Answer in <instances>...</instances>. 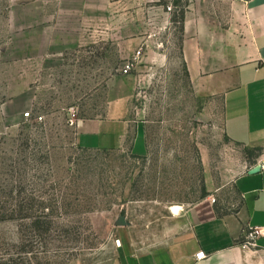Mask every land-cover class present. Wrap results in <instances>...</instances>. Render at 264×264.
Returning <instances> with one entry per match:
<instances>
[{
	"label": "rangeland",
	"instance_id": "374dc122",
	"mask_svg": "<svg viewBox=\"0 0 264 264\" xmlns=\"http://www.w3.org/2000/svg\"><path fill=\"white\" fill-rule=\"evenodd\" d=\"M190 1L168 12L167 0H0V264H112L173 236L161 224L175 208L237 201L227 181L244 152L225 135L221 97L195 87L182 58ZM44 26L46 42L30 36ZM121 89L146 153L78 146V123Z\"/></svg>",
	"mask_w": 264,
	"mask_h": 264
},
{
	"label": "crops",
	"instance_id": "0c3cea01",
	"mask_svg": "<svg viewBox=\"0 0 264 264\" xmlns=\"http://www.w3.org/2000/svg\"><path fill=\"white\" fill-rule=\"evenodd\" d=\"M47 32L44 26L30 36L46 42ZM182 34V58L192 83L205 95L221 97L225 135L244 152L243 170L227 181L237 201L224 210L213 194L178 215L172 212L174 222L160 224L173 236L128 251L112 264H264V235L256 246L244 244L246 232L264 228V170L255 171L264 157V0H191ZM115 92L101 117L78 123L76 144L95 150L129 145L143 155L146 133L132 115V92ZM201 251L207 257L197 260Z\"/></svg>",
	"mask_w": 264,
	"mask_h": 264
},
{
	"label": "built area",
	"instance_id": "2783aa9c",
	"mask_svg": "<svg viewBox=\"0 0 264 264\" xmlns=\"http://www.w3.org/2000/svg\"><path fill=\"white\" fill-rule=\"evenodd\" d=\"M175 2L176 0H167V11L168 12H173L174 9H176L175 6ZM142 52L141 50L137 52V54L135 55V58L133 59V61L128 62L124 69L122 70V72L125 75H129L131 74L132 70L135 68L138 60L141 58ZM25 117L27 119H34L35 121H43V116H38V117H33L31 112H26L25 113ZM72 125L74 126L76 124V119H72L71 120ZM255 168H258L259 170H264V157H261L258 159L257 164L255 166ZM264 235V228H251L248 232L245 233V242L244 244L247 246H256L257 244V239ZM207 257V255L205 254V252L201 251L196 255L197 260H203Z\"/></svg>",
	"mask_w": 264,
	"mask_h": 264
},
{
	"label": "water",
	"instance_id": "95a60500",
	"mask_svg": "<svg viewBox=\"0 0 264 264\" xmlns=\"http://www.w3.org/2000/svg\"><path fill=\"white\" fill-rule=\"evenodd\" d=\"M255 169H256L255 171H258V170H259L258 168H255ZM117 224L120 225V226H122V225H123V226L126 225V224H127V222H126V218L123 217V216L120 217L119 220H118V222H117Z\"/></svg>",
	"mask_w": 264,
	"mask_h": 264
},
{
	"label": "bare ground",
	"instance_id": "6f19581e",
	"mask_svg": "<svg viewBox=\"0 0 264 264\" xmlns=\"http://www.w3.org/2000/svg\"><path fill=\"white\" fill-rule=\"evenodd\" d=\"M173 211H174L173 212L174 214H176V215L179 214V208H175Z\"/></svg>",
	"mask_w": 264,
	"mask_h": 264
},
{
	"label": "trees",
	"instance_id": "16d2710c",
	"mask_svg": "<svg viewBox=\"0 0 264 264\" xmlns=\"http://www.w3.org/2000/svg\"><path fill=\"white\" fill-rule=\"evenodd\" d=\"M183 19H184V13H182V21H183Z\"/></svg>",
	"mask_w": 264,
	"mask_h": 264
}]
</instances>
